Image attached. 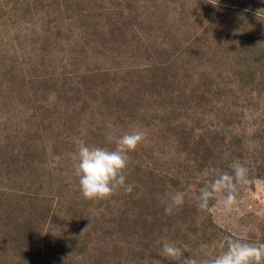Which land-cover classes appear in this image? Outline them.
Segmentation results:
<instances>
[{"label": "rangeland", "instance_id": "1", "mask_svg": "<svg viewBox=\"0 0 264 264\" xmlns=\"http://www.w3.org/2000/svg\"><path fill=\"white\" fill-rule=\"evenodd\" d=\"M135 130L131 193L85 199L77 142ZM235 162L236 205L200 211ZM236 238L264 242V0H0V264H174L169 242L199 262Z\"/></svg>", "mask_w": 264, "mask_h": 264}, {"label": "clouds", "instance_id": "2", "mask_svg": "<svg viewBox=\"0 0 264 264\" xmlns=\"http://www.w3.org/2000/svg\"><path fill=\"white\" fill-rule=\"evenodd\" d=\"M140 130L120 136L109 135L107 140L115 145L107 147L88 146L78 141V151L74 155V171L79 179L82 196L89 200L109 199L119 190L131 193L133 186L126 183V170L130 163L129 153L145 140ZM61 157L48 162L49 167L59 166ZM232 172L211 169L214 179L206 183L199 192L197 206L207 211L210 201H218L225 211H231L237 203L239 192L250 184L249 169L245 165L233 163ZM185 202V193L170 194L165 212L169 215ZM185 251L175 243H164L162 255L174 264H264V242L250 243L236 238L229 239L226 249L204 261H197L193 255L185 256Z\"/></svg>", "mask_w": 264, "mask_h": 264}]
</instances>
